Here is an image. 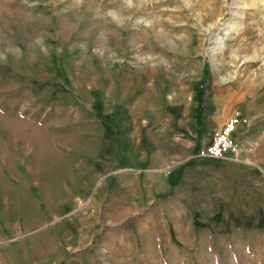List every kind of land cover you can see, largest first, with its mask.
<instances>
[{"label":"crops","instance_id":"obj_1","mask_svg":"<svg viewBox=\"0 0 264 264\" xmlns=\"http://www.w3.org/2000/svg\"><path fill=\"white\" fill-rule=\"evenodd\" d=\"M110 92L101 117L73 119L63 177L53 164L44 179L38 140L0 146V264H139L142 235L153 248L172 229H258L264 133L238 124V153L199 156L233 116L230 89L201 103L189 90Z\"/></svg>","mask_w":264,"mask_h":264},{"label":"rangeland","instance_id":"obj_2","mask_svg":"<svg viewBox=\"0 0 264 264\" xmlns=\"http://www.w3.org/2000/svg\"><path fill=\"white\" fill-rule=\"evenodd\" d=\"M232 22L239 26L228 32ZM225 35L215 67L213 44ZM114 83L189 90L200 103L203 91L230 89L233 115L264 133V0H0V146L32 149L38 140L44 179L55 164L64 176L73 119L101 117ZM259 221L258 229H172L153 248L142 235L138 262L264 264Z\"/></svg>","mask_w":264,"mask_h":264},{"label":"built area","instance_id":"obj_3","mask_svg":"<svg viewBox=\"0 0 264 264\" xmlns=\"http://www.w3.org/2000/svg\"><path fill=\"white\" fill-rule=\"evenodd\" d=\"M241 112H236L219 131H215L211 140L199 152L200 157L222 159L228 153H238L239 144L233 136L238 124H245Z\"/></svg>","mask_w":264,"mask_h":264},{"label":"bare ground","instance_id":"obj_4","mask_svg":"<svg viewBox=\"0 0 264 264\" xmlns=\"http://www.w3.org/2000/svg\"><path fill=\"white\" fill-rule=\"evenodd\" d=\"M241 16H242V13L239 12L238 21L241 19ZM239 22L230 23V26L227 29V31L230 32V30L237 28L239 26ZM226 42H227V35H225V37L217 38L213 44L212 54H213L214 60H216V62L214 63L215 67L219 66V63L217 62V58L219 59L221 57H224V55L226 54V50H227Z\"/></svg>","mask_w":264,"mask_h":264}]
</instances>
